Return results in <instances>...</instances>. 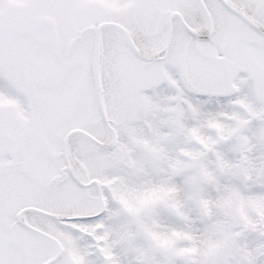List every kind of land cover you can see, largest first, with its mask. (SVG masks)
Returning a JSON list of instances; mask_svg holds the SVG:
<instances>
[{"label":"snow or ice","instance_id":"snow-or-ice-1","mask_svg":"<svg viewBox=\"0 0 264 264\" xmlns=\"http://www.w3.org/2000/svg\"><path fill=\"white\" fill-rule=\"evenodd\" d=\"M0 264H264V0H0Z\"/></svg>","mask_w":264,"mask_h":264}]
</instances>
